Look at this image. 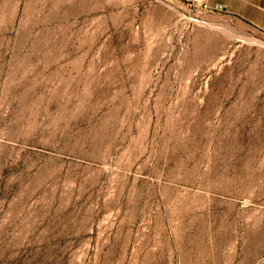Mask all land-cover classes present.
Segmentation results:
<instances>
[{"label":"rangeland","instance_id":"rangeland-1","mask_svg":"<svg viewBox=\"0 0 264 264\" xmlns=\"http://www.w3.org/2000/svg\"><path fill=\"white\" fill-rule=\"evenodd\" d=\"M0 264H264V32L0 0Z\"/></svg>","mask_w":264,"mask_h":264},{"label":"crops","instance_id":"crops-1","mask_svg":"<svg viewBox=\"0 0 264 264\" xmlns=\"http://www.w3.org/2000/svg\"><path fill=\"white\" fill-rule=\"evenodd\" d=\"M229 14L238 16L264 32V0H213Z\"/></svg>","mask_w":264,"mask_h":264},{"label":"built area","instance_id":"built-area-1","mask_svg":"<svg viewBox=\"0 0 264 264\" xmlns=\"http://www.w3.org/2000/svg\"><path fill=\"white\" fill-rule=\"evenodd\" d=\"M215 8L217 9V8H219L218 6H215Z\"/></svg>","mask_w":264,"mask_h":264}]
</instances>
